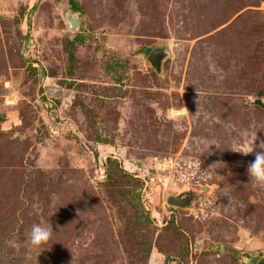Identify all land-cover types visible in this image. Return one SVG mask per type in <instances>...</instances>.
Masks as SVG:
<instances>
[{
	"label": "rangeland",
	"instance_id": "rangeland-1",
	"mask_svg": "<svg viewBox=\"0 0 264 264\" xmlns=\"http://www.w3.org/2000/svg\"><path fill=\"white\" fill-rule=\"evenodd\" d=\"M73 1L0 0V264H253L264 0ZM39 220L53 232L37 254Z\"/></svg>",
	"mask_w": 264,
	"mask_h": 264
},
{
	"label": "clouds",
	"instance_id": "clouds-1",
	"mask_svg": "<svg viewBox=\"0 0 264 264\" xmlns=\"http://www.w3.org/2000/svg\"><path fill=\"white\" fill-rule=\"evenodd\" d=\"M255 139V135L252 138ZM260 148L264 149V142H261ZM252 150V143L250 151ZM248 151V152H250ZM248 177L256 184H264V151L255 153L254 159L247 166ZM35 207V206H34ZM52 227L50 222L39 220L33 222L25 230L24 240L29 250H37V254L44 249L43 244L47 243L52 236Z\"/></svg>",
	"mask_w": 264,
	"mask_h": 264
},
{
	"label": "water",
	"instance_id": "water-1",
	"mask_svg": "<svg viewBox=\"0 0 264 264\" xmlns=\"http://www.w3.org/2000/svg\"><path fill=\"white\" fill-rule=\"evenodd\" d=\"M30 16V10L28 11V20ZM66 19L68 22V27L70 29H77L78 28V17L76 13L68 12L66 13ZM169 56V52L167 50L166 45H155L149 49L146 54V60L149 66L153 69L155 73L162 76V63L165 58ZM250 105H258L261 108H264L262 101L260 98H253L252 100L248 101ZM192 198L191 193H186L182 196L181 193H176L172 195H168L166 197V202L172 205L178 206H186L190 203ZM253 264H264V253L258 257Z\"/></svg>",
	"mask_w": 264,
	"mask_h": 264
},
{
	"label": "trees",
	"instance_id": "trees-1",
	"mask_svg": "<svg viewBox=\"0 0 264 264\" xmlns=\"http://www.w3.org/2000/svg\"><path fill=\"white\" fill-rule=\"evenodd\" d=\"M68 4H69V7H70V9H72V11H77V10H79V5H78V3L77 2H75V1H73V0H69V2H68ZM83 40V34L81 33V32H77L76 34H75V36L70 40V39H68L67 40V42H66V49H67V51H68V57H69V59L70 60H72L73 59V55H72V47H73V45H74V43L75 42H81ZM116 66H118V67H124V63H122V62H120V63H117V62H115L114 63ZM33 70V69H32ZM117 75H116V78H115V80H116V82H118L120 79H121V77H122V73L121 72H118V73H116ZM67 84H68V86H71V84H72V81H68L67 82ZM109 88H111V89H114L115 88V85H112L111 87H109ZM79 102V101H78ZM83 107V106H82ZM87 112V111H86ZM136 180V182L138 183L139 182V180L136 178L135 179Z\"/></svg>",
	"mask_w": 264,
	"mask_h": 264
},
{
	"label": "flooded vegetation",
	"instance_id": "flooded-vegetation-1",
	"mask_svg": "<svg viewBox=\"0 0 264 264\" xmlns=\"http://www.w3.org/2000/svg\"><path fill=\"white\" fill-rule=\"evenodd\" d=\"M182 195H184V194H182Z\"/></svg>",
	"mask_w": 264,
	"mask_h": 264
}]
</instances>
